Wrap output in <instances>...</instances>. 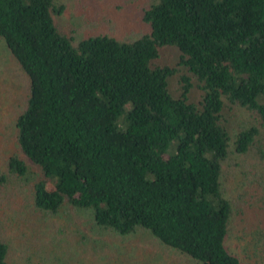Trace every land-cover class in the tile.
Instances as JSON below:
<instances>
[{"label":"trees","instance_id":"1","mask_svg":"<svg viewBox=\"0 0 264 264\" xmlns=\"http://www.w3.org/2000/svg\"><path fill=\"white\" fill-rule=\"evenodd\" d=\"M65 11L59 0H0V39L29 79L0 203L19 179L37 213L72 207L93 230L144 229L200 264H245L230 233L257 225L251 250L264 255V194L246 196V209L224 185L233 162L252 190L264 177L253 168L264 161V0H152L133 39L69 35L57 24ZM168 47L178 59L161 64ZM230 104L255 123L232 133ZM9 257L0 237V264Z\"/></svg>","mask_w":264,"mask_h":264},{"label":"rangeland","instance_id":"2","mask_svg":"<svg viewBox=\"0 0 264 264\" xmlns=\"http://www.w3.org/2000/svg\"><path fill=\"white\" fill-rule=\"evenodd\" d=\"M60 1L66 5V11L57 18V24L69 35L75 33L81 37L88 34L92 27L95 28L94 31H104L122 39H133L148 29L141 14L152 0ZM178 55L176 48L168 47L158 62L171 64L177 61ZM179 87V80H175L172 83L173 90L176 92ZM28 93L27 75L0 39V170H4V157L8 151H16L15 119L24 109ZM200 95V90H194L191 97L196 100ZM225 114L232 133L255 123L253 115L239 106L227 105ZM248 162L251 165L252 161ZM30 166L33 167L32 164ZM253 168L263 174L264 161L257 159ZM241 170L235 162L225 166L224 185L228 196L238 200V206L247 209L246 196L255 192L264 194V177L257 179L255 189L252 190L245 182ZM33 171L39 170L34 167ZM33 174L31 182L34 180ZM258 181L263 183L261 188ZM30 188L31 183L14 179L7 186L3 203H0V237L10 244V264H200L162 244L144 229L126 236L112 231L93 230L88 227L89 213L72 207H65L56 216L37 213L32 208V199L27 193ZM253 200L255 203L260 202L259 198ZM70 221L73 222L67 233L60 235L57 229L60 225H68L67 222ZM256 227L257 225L245 234H238L233 226L230 233L228 246L245 264H264L262 251L251 250L258 238L255 234Z\"/></svg>","mask_w":264,"mask_h":264}]
</instances>
